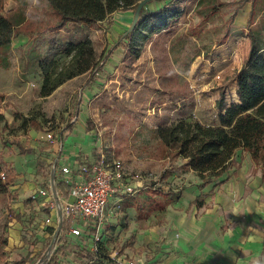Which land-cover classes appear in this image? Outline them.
I'll return each mask as SVG.
<instances>
[{"label":"rangeland","instance_id":"obj_1","mask_svg":"<svg viewBox=\"0 0 264 264\" xmlns=\"http://www.w3.org/2000/svg\"><path fill=\"white\" fill-rule=\"evenodd\" d=\"M160 1L162 5L158 0L146 3L139 16L155 13L163 6L177 8L179 16L166 30L150 35L141 25L132 26V11L126 16L121 12L112 14L81 29L67 23L63 29L49 31L43 28L53 16L45 1L0 0V12L15 24L9 66L0 67V114L5 120L0 130V152L14 171V182L0 193V237L7 238L0 263L29 254L40 242L33 214L27 211L29 195L46 179L51 153L55 151V143L46 134H58L73 122L76 109L81 110L79 122L88 117L93 124L97 141L90 153L92 157L97 155L98 159L104 157L109 163L121 164L119 189L125 196L146 184L165 188L172 179L164 181L160 176L169 169L173 175L174 166L178 167V177L184 173L182 170L190 169L182 165V158H159L157 127L191 118L203 124H217V101H237L234 77L250 48L245 27L251 3L245 2L235 11L239 0ZM213 8L214 12L207 15ZM233 13V21L228 23ZM252 29L262 44L264 0H256ZM128 31L133 33L132 38L125 42L120 36ZM85 38L91 41L96 66L105 63L95 74L96 84L91 89L86 87L91 77L86 73L41 96L42 76L36 56L44 55L52 41ZM117 40L120 45L108 57ZM56 60L57 65L63 66L69 57L59 54ZM30 122L39 123L40 129ZM14 141L29 150L20 153ZM239 158L238 151L234 167ZM194 174L192 171L184 179L190 182ZM227 174L231 176V171ZM153 215L146 224L155 222ZM131 216L123 210L121 201L115 206L112 218L121 230L117 235L110 233L104 245L111 257L124 255L123 249L132 247L130 236L138 230L131 228L138 229V225ZM136 250L133 258L138 257Z\"/></svg>","mask_w":264,"mask_h":264},{"label":"trees","instance_id":"obj_2","mask_svg":"<svg viewBox=\"0 0 264 264\" xmlns=\"http://www.w3.org/2000/svg\"><path fill=\"white\" fill-rule=\"evenodd\" d=\"M43 1L53 16L51 21L45 23L43 29L57 31L65 28L67 23H73L79 29L89 27L121 10L132 11L134 14V10L141 0ZM152 1L154 0L150 2ZM245 2L251 3L245 27L248 30L247 37L250 41V48L247 58L234 77L237 101L229 104H225L222 99L217 101L219 110L217 124H203L191 118L155 129V134L161 143L159 158L172 156L184 159L185 165L200 179L199 189L212 185L206 195L200 193L192 202L197 207L203 206L204 199L212 194L214 187L226 181L223 176L232 169L238 151L242 156L243 154L249 156L253 164L251 172L255 174L259 171L264 182V40L262 44H259L255 31L252 29L256 16V0H239L235 11ZM214 10L215 8L210 9L207 15H211ZM178 16L177 8L163 6L155 13H145L139 16L135 25H141L142 28L148 29V34L152 35L166 30ZM234 16L233 13L229 17L228 23H232ZM132 34L131 31L125 32L120 36V39L130 42ZM14 35L15 24L9 16L0 12V67L2 68L9 66L8 54ZM119 43H121L120 40L115 42L114 47L108 51V57L120 45ZM59 54L69 57V61L63 66L56 64V56ZM36 64L42 76L40 95L47 96L65 81L86 73L91 74L86 82V87L91 89L96 84L95 74L103 68L105 63L101 62L96 66L91 41L85 38L79 41L71 39L52 41L44 55L36 56ZM79 113L80 110L76 109L74 120L78 118ZM4 121L3 115L0 114V130ZM73 123L70 122L64 129L71 132ZM30 125L40 129L39 123L32 122L31 124L30 122ZM85 126L87 131L93 130V124L88 117L85 119ZM91 138L94 142L97 141L94 131ZM12 143L17 146L20 153L29 150V148H23L18 141ZM94 159L98 160L97 155ZM168 175L164 172L160 177L164 178ZM13 182L14 171L0 152V193H4V188ZM151 187L145 192L142 201L129 199L124 202L125 207L135 209L137 219L145 218L152 210L162 211L169 202L179 198V194L172 190L164 191L160 187ZM5 244L6 238L0 237V247ZM105 249L106 246L101 242L96 252L87 250L84 256L85 262L93 260L95 264H116V260L110 258ZM24 262L25 259L21 258L14 261L13 264H24Z\"/></svg>","mask_w":264,"mask_h":264},{"label":"crops","instance_id":"obj_3","mask_svg":"<svg viewBox=\"0 0 264 264\" xmlns=\"http://www.w3.org/2000/svg\"><path fill=\"white\" fill-rule=\"evenodd\" d=\"M158 3L162 5L161 1ZM120 12L125 16L129 14V11L121 10L113 15ZM80 113L76 120L73 119L71 132L63 128L51 140L55 143V151L51 153L48 175L43 184L35 188L48 185L51 169L54 167L58 174L55 189L60 204L65 200H71L68 195L69 187L59 173L61 166L69 165L73 169L71 176L75 180L77 164L95 160L90 154L95 149V142L91 138L93 131L86 129L87 117L83 122H79ZM80 153L84 154L83 157ZM181 163L185 165V160L182 159ZM185 167L188 169V166ZM252 167L249 156L247 154L242 156L240 153L236 167L233 164L230 170L231 176L227 173L223 176L226 181L214 187L212 194L204 199L202 207H197L192 202L200 193L206 195L212 185L199 189L200 180L196 174L194 180L186 181L184 176L190 175L192 171L184 169L182 170L184 173H180L178 177L176 166L173 175L169 169L165 172L169 175L162 177L164 181L169 177L172 179L165 188L146 184L136 189L133 194L110 197L109 206L121 201L123 210L131 213L132 222L138 225V229L131 228V231H138L133 232L134 236H130L133 244L131 249L130 247L123 249L124 256L137 261L138 264H264V182L259 171L255 174L251 172ZM151 186L160 187L164 191L172 190L179 194V198L169 202L162 211L152 210L145 218L137 219L135 209L125 207L124 202L129 199L142 201L145 192L152 188ZM42 203V199L36 202L28 200L27 203V211L33 214L32 222L35 224L40 242L29 254L26 253L14 261L24 258V264H35L46 253L52 239V231L58 225V210L55 203L52 206L48 201L44 205ZM151 215L155 222L146 224ZM47 218L50 220L48 224L45 223ZM114 223L115 220L110 218L106 228L101 229L102 235L106 232L102 237L104 245L109 239L108 236H111L110 233L117 235L121 230L120 226L117 227ZM67 226L66 222L61 223L58 247L45 264H95L93 260L85 262L84 257L87 250L91 251V240L84 236H72ZM82 239L86 240L85 245H82ZM6 245L7 238L6 244L1 246L0 259L4 257L3 248ZM139 247L143 249L140 250ZM135 249L138 252L137 258L132 257ZM14 261L0 264H13Z\"/></svg>","mask_w":264,"mask_h":264},{"label":"built area","instance_id":"obj_4","mask_svg":"<svg viewBox=\"0 0 264 264\" xmlns=\"http://www.w3.org/2000/svg\"><path fill=\"white\" fill-rule=\"evenodd\" d=\"M48 140H53L55 135L52 132L46 134ZM62 145L60 144L61 151ZM76 179L72 178L73 169L69 165L61 166L59 173L63 182L68 188V195L71 200H65L60 204L56 193V181L58 174L54 167L51 169L48 185L35 189L29 196L30 201L36 202L42 199L44 205L49 202L58 210V225L52 231V239L48 245L45 255L35 264H45L57 249L58 240L61 233V223H67L69 233L74 237L84 236L91 240V251L98 250L99 243L102 242V228H106L109 219L113 216L115 206L118 202L109 206V199L113 195H124L121 187L120 177L122 166L117 161L107 162L104 157L98 160L87 161L77 164ZM128 195V194H127ZM50 220L47 218L45 223ZM86 240L82 239V245ZM118 264H138L137 261L126 258L124 255L110 256ZM92 261V260H91Z\"/></svg>","mask_w":264,"mask_h":264},{"label":"water","instance_id":"obj_5","mask_svg":"<svg viewBox=\"0 0 264 264\" xmlns=\"http://www.w3.org/2000/svg\"><path fill=\"white\" fill-rule=\"evenodd\" d=\"M150 1H151V0H141V1L138 3V5L136 6V8H135V10H134V18H133L132 26L135 25V23H136V21H137V18L139 17V13H140L142 7H143L146 3L150 2ZM158 1H160V0H158Z\"/></svg>","mask_w":264,"mask_h":264}]
</instances>
